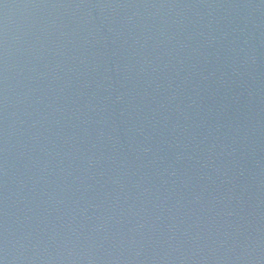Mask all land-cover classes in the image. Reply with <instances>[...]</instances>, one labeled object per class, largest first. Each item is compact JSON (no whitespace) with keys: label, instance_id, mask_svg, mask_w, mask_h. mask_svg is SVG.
Instances as JSON below:
<instances>
[{"label":"water","instance_id":"1","mask_svg":"<svg viewBox=\"0 0 264 264\" xmlns=\"http://www.w3.org/2000/svg\"><path fill=\"white\" fill-rule=\"evenodd\" d=\"M3 264H264V0H0Z\"/></svg>","mask_w":264,"mask_h":264},{"label":"clouds","instance_id":"2","mask_svg":"<svg viewBox=\"0 0 264 264\" xmlns=\"http://www.w3.org/2000/svg\"><path fill=\"white\" fill-rule=\"evenodd\" d=\"M0 264H3V262H2V261H0Z\"/></svg>","mask_w":264,"mask_h":264}]
</instances>
